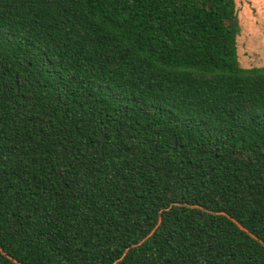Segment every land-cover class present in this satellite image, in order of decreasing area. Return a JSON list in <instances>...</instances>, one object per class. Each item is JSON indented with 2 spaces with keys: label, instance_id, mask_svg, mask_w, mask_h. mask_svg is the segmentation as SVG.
I'll return each instance as SVG.
<instances>
[{
  "label": "trees",
  "instance_id": "trees-1",
  "mask_svg": "<svg viewBox=\"0 0 264 264\" xmlns=\"http://www.w3.org/2000/svg\"><path fill=\"white\" fill-rule=\"evenodd\" d=\"M236 0H0V264H264V65Z\"/></svg>",
  "mask_w": 264,
  "mask_h": 264
},
{
  "label": "rangeland",
  "instance_id": "rangeland-1",
  "mask_svg": "<svg viewBox=\"0 0 264 264\" xmlns=\"http://www.w3.org/2000/svg\"><path fill=\"white\" fill-rule=\"evenodd\" d=\"M243 26L238 38L240 63L245 67L264 65V0H236Z\"/></svg>",
  "mask_w": 264,
  "mask_h": 264
}]
</instances>
